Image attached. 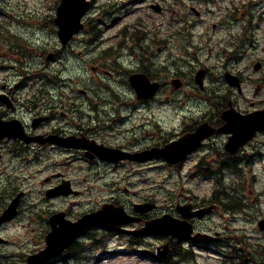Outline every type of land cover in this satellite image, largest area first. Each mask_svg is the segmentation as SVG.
<instances>
[{
  "label": "rangeland",
  "instance_id": "1",
  "mask_svg": "<svg viewBox=\"0 0 264 264\" xmlns=\"http://www.w3.org/2000/svg\"><path fill=\"white\" fill-rule=\"evenodd\" d=\"M54 1L55 0H13L15 4L14 9H10L7 7V11H14L10 16L11 22H23L28 25L27 22H46V20H50L51 16H54ZM93 4L91 7V11L88 14L87 20L91 22H107L103 23L100 26L103 31L101 34V44L97 45L92 51L99 52H110L108 55L103 56V58L98 59L94 54H89L90 57L94 61H106L110 58L114 59L119 53H124L126 49L129 52H134L136 49L141 53H144L145 58L144 61L147 63V69L141 65L140 61H135L136 59L130 61L126 60L125 67L122 68L118 64L114 67L117 70L115 78L113 81L121 80L122 78L126 80V76L124 73L128 71L130 74L145 72L149 73L153 79L161 78L165 82H169L172 78V74L179 69H185L186 65L174 67V64H170L168 66V70L165 69L164 65H167L166 61L172 56V60L179 59V56L183 58L185 54L189 55V61L192 60V55L187 52L178 53V51H185L189 47L194 51V55L199 53L196 57L198 62H194V67L200 66V64L204 65L206 68L211 70L214 78H219V73L221 72L220 65L225 62L226 56L223 54V49L229 46L230 41L225 32L219 30L215 36V39L211 42H206V46H204V50L200 52L202 48L203 38L199 36V33L205 28H210L212 23H217L222 21L224 18L228 19L225 22H229V20L235 22L236 19L240 20V22H250L247 17L251 20V22H262L261 29L262 31L256 32L255 43H251L249 45L252 47V51H246V58L244 61L239 63V68H243L245 65L246 68L244 70L246 76H252L253 78H262L264 77V69L260 72H253L252 62L257 57L264 58V8L256 7L257 2L260 0H234L236 4L241 3L245 4V7L241 5V8L236 12L239 13L237 18H233L230 14V9H233V0H92ZM113 4L120 10L112 17H104L101 16V7L107 4ZM154 5H158L161 7L160 11H157L153 8ZM196 8L200 15L194 13L191 8ZM54 13V14H53ZM20 20H19V19ZM50 22V21H49ZM187 22V23H186ZM188 22H202L197 25L196 29H194L195 36L189 38L186 43H183L182 37L179 34H182L185 29V23L188 25ZM15 25V29L11 30L12 40H16L14 47L15 50L12 52L10 56L6 58H11L13 60H18V58H23L20 55L22 49L27 45L26 51L39 55L44 48L50 47L48 50L50 53L46 54L43 58L40 56L37 60L38 67L35 69H27L23 71V73L31 72V74H43L45 73L47 77L54 79V77L64 76L66 79L71 81V89L73 91H77L79 86L87 85L90 89L93 90L96 83L92 82V78H95V75L91 72L92 60L89 61L83 69L80 68L81 61L77 58H72V56L67 58H59L57 57V51H60L61 47L58 45L57 35L53 33L45 34L41 31H38L36 27H31L28 25V28H19ZM191 27L187 28L184 35H188L187 31H189ZM237 31V29L233 30V32ZM14 36H18L17 39ZM138 38V39H133ZM176 38V39H173ZM3 40V39H2ZM138 41V42H137ZM243 40L240 41V45ZM192 44V46H191ZM8 42L2 43L0 41V46L3 51L8 52L7 48ZM94 44L87 45V51L92 48ZM21 47V50L20 48ZM23 47V48H22ZM131 47V49H130ZM201 47V48H200ZM59 48V49H58ZM82 50L83 46L80 47ZM77 52V51H76ZM165 52V53H163ZM192 52V51H191ZM2 53V52H1ZM51 53H55L51 62H47L48 56ZM79 53V52H77ZM163 53V54H162ZM221 54V58H218L217 54ZM154 55V60L151 56ZM14 56V57H12ZM232 56L228 55L227 59ZM57 57V61H56ZM225 58V59H224ZM61 59V60H59ZM149 62V63H148ZM164 63V65H163ZM3 64V61L0 60V65ZM6 66L16 67L19 66L14 63L12 60L5 63ZM218 66V67H216ZM33 67V66H32ZM216 67V68H215ZM21 70V69H20ZM66 71H69L65 73ZM226 71V70H225ZM8 72H0L2 78L4 74ZM187 72V75H190L193 78V67L190 68ZM225 75V72H221V77ZM18 78V76H15ZM13 77V78H15ZM45 77V76H44ZM1 78V79H2ZM0 79V80H1ZM98 82H101L97 80ZM38 81H36L37 83ZM76 82H79L77 84ZM111 85L116 89V94L120 97L123 92L127 95V103L131 101L132 93L130 91L120 89L118 84L111 82ZM211 89L215 90L214 96L223 95L234 97V94L230 93V91L224 86L223 82L220 80H216L215 83L209 85ZM220 88L221 91L218 89ZM261 88V90H260ZM85 89V88H84ZM261 91L260 94L258 91ZM236 91V90H235ZM169 93V90L166 89V92L161 94L158 99H164L166 95ZM190 90H184V94H182V98L184 99V95H189ZM68 95L74 97L72 95V91H68ZM191 96V95H189ZM134 100V96H133ZM76 103L77 100H73ZM239 105L244 107H250L252 103H259L264 101V87L262 85L259 87L257 84H249L246 85L243 89V94L237 98ZM120 102H117L114 106H119ZM113 106L105 107L102 106L101 110L104 109L111 110ZM119 108V107H118ZM169 112L163 111L161 108H155L153 112H148L147 117L148 121L153 124L148 127L149 132H158L160 134L169 135L173 132L172 125L162 123L164 120L168 119ZM141 115H139L140 117ZM109 119V118H108ZM139 118L134 120V123L138 121ZM159 125V126H158ZM147 132V131H145ZM146 133H140V135H145ZM142 138L141 136H139ZM141 145L142 141H141ZM139 167L133 166L132 169H127L121 171L122 175L126 173L128 175H132L138 173ZM252 172V171H251ZM140 175H133L134 186H129V188L135 193L132 197L134 200H138L139 197L146 198L150 196H156L157 199L160 198L161 195L156 194V190L153 187L152 183L159 181L160 186L165 184V188L168 190H174V182L176 176L170 177L168 171L158 170L154 172H150L149 174L146 172H142ZM250 173V172H249ZM254 173L257 176V182L254 185H251L249 189H245L246 196H241L246 199L248 205L256 204L257 210L254 212L258 219H254V215H250L248 213H239V214H228V216L214 217L215 226L218 224L221 226H229L230 232L232 233L234 238L242 239V237H237L236 235L242 234L246 236V238L251 241L252 244H263L264 243V234L261 233L257 226V221L260 219H264V163L256 162ZM155 174V175H154ZM46 176L45 174L39 175L36 179H32L29 181H23L22 190L28 192V197L25 201L26 208H29L31 204L37 205L38 209H48L47 203H41L40 199L37 198V190L40 188V180ZM148 176L152 177L151 180ZM231 178V177H230ZM157 179V180H156ZM154 180V181H153ZM211 183H204L199 188V192H207L210 188ZM90 184L86 185V207H88L91 202L96 200H100L101 198H105V195H102L99 192L90 193L87 187ZM59 203L58 206H62ZM83 209V205L77 207V210ZM247 212V209H246ZM32 220L29 216L22 215L19 220L11 223L6 226L2 231V237L8 238L10 241L14 242L13 246H5L0 247L1 252L4 254H12L15 252H19L21 254L29 253L30 251L37 252L44 248V236L43 228L38 226V228H31L27 222ZM33 221V220H32ZM223 222V224H222ZM37 227V224L34 226ZM30 228V230H27ZM123 243V244H122ZM24 245L23 250H20L19 247ZM119 247V248H116ZM124 242H120L119 239H114L108 242L107 248L110 250L123 251ZM99 251L96 253V259L87 264H155L150 259L139 258L138 256H131L123 252H120L113 256H100L98 257ZM102 255V254H101ZM212 258L208 264H219L217 261V255L215 253L211 254ZM16 259L15 261L20 260ZM202 264V263H201Z\"/></svg>",
  "mask_w": 264,
  "mask_h": 264
},
{
  "label": "flooded vegetation",
  "instance_id": "2",
  "mask_svg": "<svg viewBox=\"0 0 264 264\" xmlns=\"http://www.w3.org/2000/svg\"><path fill=\"white\" fill-rule=\"evenodd\" d=\"M85 40L86 35H81L75 40V42H83ZM7 48L8 52L3 51L0 46V60L3 61V64L0 65V70L5 69L10 72V74L7 77H3V81L0 82V92L2 93L0 100L4 101L3 104H0V118L6 122H11L17 119L24 125V130L30 139L36 140L37 136L42 138L38 141H31L32 143L29 145L18 140H0V160L4 161L5 156H9L10 159H18L15 157V155L30 153L32 155H36L39 158L38 163L45 164V162H43L42 155H46L48 158V166H53L59 169V171H56L55 174H51L53 177L55 176L57 178L56 184H59L63 180H67L65 179V177H68L66 171H68L71 164H74L75 162H83V166L80 168L83 172H85V164H87L88 169L91 170L96 166H106L107 163L101 162L96 158L92 160L87 159L85 155L86 152L80 149H71L60 143H44L45 140L50 137L55 138L59 142L70 137H74L77 142L85 145L90 144V141H97V143H99L102 147H108V149H114L117 151L121 150L126 153L140 151L145 152L151 148H163L171 143V141L179 139L184 134L194 132L196 128L203 123H209L211 126H214L213 124H215L212 120L208 119L202 120L201 122L190 119L192 116V109L185 108V102H178L176 99L171 97H166V101L165 99L158 101L157 97L151 100L135 101L133 100L132 94L130 97L131 101L127 103V95L123 92H120L122 93V96L119 97L116 94V89L114 87L112 88V86H106L105 88L101 89L99 85H95L92 90L85 84L79 86L81 88L75 92L71 89V81L62 75L60 78H57L56 81L50 80V82H40L36 84L31 82L25 83V81L21 80L15 81L18 79L15 77L17 76L16 73H19L18 69L14 66H6L5 63L10 59L19 65L22 62L29 64L32 62V59L30 57L24 59L18 58L19 60L6 58L12 54L11 47L7 46ZM187 53L194 55V53L191 51H187ZM118 55H120L122 58V53H119ZM129 55V58L131 56H135V61H140L142 65L140 56H137L135 52H129ZM114 59L112 60L114 61ZM182 62L189 65L194 64L192 60L189 62ZM166 63L167 65H164L163 63L165 69L166 66H170V64H174L175 66L181 65V61H167ZM125 64L126 62L124 59H122L121 67L124 68ZM107 66V64L103 66L101 62H98L97 67L92 66L91 69L95 68L97 70V77H112L113 73L110 71L113 70H108ZM22 71H25V69H21V73ZM8 72L5 74H8ZM127 73H129V71ZM173 75L177 78H181L179 72H174ZM156 80L162 82L161 91L171 87L169 84L164 83L160 78H157ZM76 83L80 85L79 82ZM117 84L120 86V89L124 88L125 90L129 91L131 88L129 87L130 85H128L127 88L124 87L126 84L124 82H119ZM22 88H24L26 91L22 94V96L19 97L20 101L17 103L16 95ZM70 90L72 91V95L74 97L68 95V91ZM10 100H12V102L8 106L6 102H9ZM73 100H77V102L80 103L78 104ZM164 101L169 104L168 107H166V103ZM117 102H120V105L118 106L119 108L114 106ZM163 102L166 110H172L174 106H177L175 113L178 114L179 119L177 120L176 124L175 120L170 122V125L174 126L173 132L171 134L164 135L158 132H146L145 135H140V133H143L144 128L148 127V124L134 128L132 126H127L131 123L134 117L133 109L135 107H153L157 103L162 105ZM67 105H72L71 112L79 115L80 120L78 123L73 122L77 120L75 116H69L67 112ZM101 105L113 107L111 110L105 109L102 111L99 109ZM212 110L214 111V105H212ZM112 112H115L116 115L112 114ZM108 118H111V120H108ZM210 118L212 119L213 115H211ZM97 119L101 121H109L110 125H102L100 127L94 123V121ZM71 125H76L75 129H73ZM141 141L143 145H141ZM149 163L150 164L147 162L146 164H143V166H149L148 168L155 170L157 168H164L165 165L161 163V166H159L160 162L158 160H153ZM121 164L123 166L133 167L135 163L132 161H125L121 162ZM83 181H86L85 177ZM72 186L75 190H77L73 182ZM77 191L79 192L78 196L80 197L82 192L79 190ZM188 197L190 196L181 193L178 197L177 204H187L189 203V200L192 199L191 204H193L194 207L205 206L204 204H198L194 197H191L189 200ZM67 214L69 218H73L70 215V210L67 211ZM142 218L144 219L145 216ZM206 221H209L208 217L205 218L204 221L198 222V224L203 223V226H206ZM176 244H180V242H176ZM172 251L175 252V249L173 248ZM15 264H21V262Z\"/></svg>",
  "mask_w": 264,
  "mask_h": 264
},
{
  "label": "water",
  "instance_id": "3",
  "mask_svg": "<svg viewBox=\"0 0 264 264\" xmlns=\"http://www.w3.org/2000/svg\"><path fill=\"white\" fill-rule=\"evenodd\" d=\"M90 3L87 0H63L62 5L58 9V18L56 19L57 25L60 28L59 36L63 44H67L72 37L79 33L82 29L81 21L89 9ZM202 74L199 73L198 83L202 85ZM231 85L238 83L236 81L232 82V78H228ZM132 84L135 87L136 91L139 94L140 98H147L153 95L159 89L158 84H152L147 79L146 76H135L132 79ZM258 122H254L249 118H243L238 120H229V123L232 125V130L234 131L235 141L238 144H243L248 140L255 131L264 130V113H262ZM259 116V115H257ZM253 127V128H250ZM250 128V129H248ZM246 129V130H245ZM248 129V130H247ZM245 130V131H243ZM207 135L200 134L198 137H194V142L192 145L186 141H189L191 138H186L184 141L177 143L174 147L169 148L168 150H162L157 157H169L170 155L176 154L181 156L187 151L198 146L202 140ZM228 149L232 152L236 148L229 146ZM19 204V198L14 201L9 210L6 211L3 217L0 218V224L9 221L17 214V207ZM120 225L118 221H111L109 219L108 212H100L94 215L86 216L80 220L77 224L63 223L60 229L54 230L47 238L48 248L41 252L38 255L32 256L29 258V264H46L51 258L63 253L71 244V240L75 239L84 229L97 226V225ZM260 229L264 231V221L259 223ZM148 233H158L157 230H148ZM169 233H174V230L168 231Z\"/></svg>",
  "mask_w": 264,
  "mask_h": 264
}]
</instances>
